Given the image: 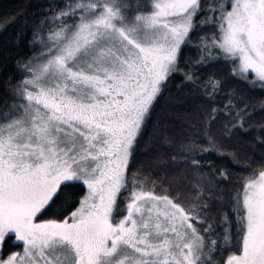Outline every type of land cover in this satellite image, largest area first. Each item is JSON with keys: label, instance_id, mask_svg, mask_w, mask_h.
<instances>
[{"label": "snow or ice", "instance_id": "6c2138e0", "mask_svg": "<svg viewBox=\"0 0 264 264\" xmlns=\"http://www.w3.org/2000/svg\"><path fill=\"white\" fill-rule=\"evenodd\" d=\"M24 30L0 264H264V0H49Z\"/></svg>", "mask_w": 264, "mask_h": 264}, {"label": "trees", "instance_id": "16d2710c", "mask_svg": "<svg viewBox=\"0 0 264 264\" xmlns=\"http://www.w3.org/2000/svg\"><path fill=\"white\" fill-rule=\"evenodd\" d=\"M49 0H0V85L10 77L13 82L18 78L16 61L20 58H27L32 55L30 51L31 32L24 30L23 34L17 36L21 32V25L25 17L29 19L40 13L48 7ZM7 20V26L3 21ZM199 43L193 40V46ZM198 51H192L186 54L190 59L200 56ZM214 72H225V68L221 65L219 68L213 69ZM205 73L201 79H206ZM179 83V81H177ZM233 87H243L242 85H233ZM2 94V91H0ZM260 90L257 89L253 94V99L259 97ZM225 167L240 171L246 164L241 162L239 165H233L230 161H224Z\"/></svg>", "mask_w": 264, "mask_h": 264}]
</instances>
